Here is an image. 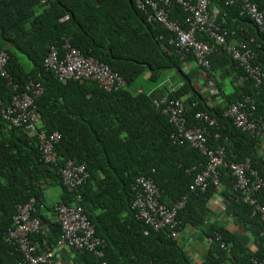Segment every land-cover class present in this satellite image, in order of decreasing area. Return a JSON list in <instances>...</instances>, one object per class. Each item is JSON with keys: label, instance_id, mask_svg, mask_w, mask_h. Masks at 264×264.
Returning <instances> with one entry per match:
<instances>
[{"label": "trees", "instance_id": "obj_1", "mask_svg": "<svg viewBox=\"0 0 264 264\" xmlns=\"http://www.w3.org/2000/svg\"><path fill=\"white\" fill-rule=\"evenodd\" d=\"M224 2L211 1L226 18L227 26L235 27L236 18L246 23L248 31L237 28L235 39L247 41L254 37L251 47L257 53L255 63L264 71V34L248 18L240 17L237 5L226 7ZM256 2L264 11L261 2ZM185 16L179 6L172 5L170 18L184 28ZM64 17L68 18L63 20ZM160 36H163L161 40ZM167 37V32L157 23L147 22L133 0H0V49L9 56L4 70L9 72L18 90H23L30 79L44 89L35 98L40 121L34 126L15 125L7 114L14 92L9 79L0 76V264H15L18 243L9 240L8 230L19 214L18 206H24L32 198L36 202L32 217L42 219L46 226L44 232L31 233L28 238L39 245L44 241L55 245L60 226L40 214L46 207L44 192L53 186L60 188V203L81 206L96 234L105 240L107 264H194L177 240L169 236L168 229L156 232L135 218L130 207L138 176L153 180L161 192L160 202L168 207L187 196L185 207L177 217L180 228L190 226L201 230L211 240L200 264H247L252 258L264 260L260 216L253 215L252 207L241 201L228 169H220L218 187L210 184L205 191L190 192L198 167L206 159L189 145L172 143L173 126L162 109H156L153 104L154 99L163 96L182 99L184 116L190 126L198 124L195 113L208 112L219 125L218 130L210 128L213 129L210 145L225 148L224 161L228 164L249 158L251 167L264 179L260 138L240 131L223 117L225 108L245 97L251 98L254 117L264 113V93L216 45V51L208 58L210 70L202 68L206 80L219 86L214 73L226 70L244 81L225 96L224 105L209 106L200 89L193 86L195 70L189 73L182 70V63L195 62L194 57L167 43ZM65 39L85 57L108 65L122 77L123 84L111 92H105L95 81L71 80L61 84L44 69L43 60L50 48L63 59ZM230 39L228 36V42ZM22 57L30 63V69L24 68ZM165 71L180 76L177 88L172 89L166 83L157 85ZM140 80L157 87L139 92ZM35 130L61 134L55 145L57 166L41 160L39 135ZM216 133L220 135L218 139ZM69 159L85 164L89 173L76 191L69 190L59 174V167ZM193 167L196 169L192 170ZM217 192L225 199L226 215L235 225L245 227L246 238L234 235L225 226L207 224L210 216L207 204ZM261 196L263 202L264 193ZM217 235L226 249L220 247ZM250 242L258 244L257 250H250ZM77 260L81 264H95L90 255Z\"/></svg>", "mask_w": 264, "mask_h": 264}, {"label": "built area", "instance_id": "obj_2", "mask_svg": "<svg viewBox=\"0 0 264 264\" xmlns=\"http://www.w3.org/2000/svg\"><path fill=\"white\" fill-rule=\"evenodd\" d=\"M212 0H133L135 7L146 16L149 23H157L167 32L166 42L175 45L184 52H190L200 68L210 70L208 58L216 51V45L235 61L239 68L245 71L253 82V86L264 93V71L255 63L257 53L251 47L254 39H235L228 42L227 37H235L236 31L226 24V18L220 14L219 8L213 7ZM173 4L179 6L185 12V28L177 20L170 18V9ZM237 5L239 15L252 21L259 33L264 34V12L259 8L256 0H225L224 6ZM211 8V9H210ZM68 17H64L63 20ZM200 34L203 37H197ZM205 35V38H204ZM163 36H160L161 40ZM202 39V40H200ZM213 41V43H211ZM215 44V45H214ZM66 53L63 59H59L56 51L51 49L44 59V68L55 76L62 84L68 81H95L100 88L111 91L120 87L124 80L106 64L93 57H85L78 49L72 47L65 39ZM9 56L6 51L0 49V75L9 79L14 92L12 103L7 108L8 118L12 124L28 123L34 126L40 121L35 104V98L39 97L44 89L39 82L29 80L23 90L12 81V78L4 70ZM30 91V93H28ZM156 109H162V113L168 116L173 126L171 141L175 145H189L199 151L206 159L198 167L190 192L205 191L210 184L219 186V172L226 168L234 178V190L239 192L241 201L252 207L253 215L259 214L262 222V234L264 235V179L251 167L249 158L241 162L226 163L225 148L221 145H210L212 130L219 129L218 122L208 112L195 113L196 125H188L184 116V103L182 99H170L163 96L154 99ZM254 107L250 97H245L236 103L230 104L223 111V117L229 119L233 126L252 137L260 138V146L263 144L262 133L264 131V113L254 117ZM16 113L18 116H13ZM38 132L39 150L41 160L48 165L57 166L58 155L55 145L61 138L58 131L50 134ZM215 138L220 137L216 133ZM193 167L192 170H195ZM189 171V170H188ZM59 174L63 184L72 191L81 187L89 177L85 164L67 160L59 167ZM135 198L131 203V210L135 218L143 222L153 231L168 229L169 236L177 238L180 231L178 214L185 207L187 196H183L172 207L160 202L161 192L151 178L138 176L133 184ZM80 199V197H77ZM79 202V201H78ZM35 199H31L24 206H18L19 214L14 217L13 227L8 230L9 240L18 243V252L15 264H57L55 258L59 256L57 248L65 247L75 255L82 257L90 255L95 264H107L105 260L106 242L96 234L94 225L89 221L81 206L72 204H59L53 208V221L60 226V234L54 246L47 242L41 245L29 239L31 233L44 232V224L39 218H33L32 212ZM224 210V207H222ZM147 234V232H145ZM220 241V247L226 249ZM39 247V248H38ZM256 258L250 259L247 264H263Z\"/></svg>", "mask_w": 264, "mask_h": 264}, {"label": "crops", "instance_id": "obj_3", "mask_svg": "<svg viewBox=\"0 0 264 264\" xmlns=\"http://www.w3.org/2000/svg\"><path fill=\"white\" fill-rule=\"evenodd\" d=\"M261 2L262 6L264 7V0H259ZM235 22H238V24H235V27H231L229 24V28L236 30L239 28L240 30H243L246 27V23L243 20H239L238 18L233 19ZM234 24V23H233ZM248 31V30H247ZM254 39V37H251ZM249 38V39H251ZM235 37H232V39L229 40V42H234ZM182 70L185 73H189L190 71H194L195 76L193 79V86L196 89H200L199 93L206 99V102L209 106H216V105H224L225 103V96L230 95L234 92L236 87H239L243 84V78L236 77L235 73L229 74L226 70H219L215 72L214 81H217L219 83V86L212 83L211 81L206 80L205 71L200 68L194 61H190L189 63H182ZM181 71V70H180ZM232 72V71H231ZM179 75L174 73L173 71H165L163 74V77L160 80V86L162 84H168L172 89L177 88L178 85L176 83L179 82ZM156 84H152V86L147 85L149 88V91L155 89L157 87ZM176 85V86H175ZM143 88L139 89V92H143ZM105 92H111L106 91ZM122 137V136H121ZM262 142L261 148H260V155L262 158H264V131L262 133ZM45 193V192H44ZM61 198V191L57 195V201L51 206V207H44L40 214L46 218V220L53 221V208L55 205L62 204L60 203ZM46 199V196L44 195V200ZM225 199L224 197H221L220 193L217 192L211 200L208 201L207 208L210 212V216L208 218L207 224H214L217 226H225L228 228L229 232L233 233L234 235H237L240 237L246 238L244 235L246 234L248 236V232L246 231L245 227L242 224H239L238 226L234 224L232 219H230V216H227L225 211L222 209V207H225L224 205ZM65 204V203H64ZM41 221L44 224V221L41 219ZM44 226H46L44 224ZM178 244L182 247V249L186 252L190 258H192V261L194 264H200L201 261L204 259L206 252L209 250V247L211 245V240L208 237V235H205L203 231L191 228L190 226H186L180 229L179 234L176 238ZM250 250L255 251L257 250L258 244L250 242ZM59 250L60 254L58 257L55 258V262L57 264H81L78 263L79 261L77 258H80L79 256L75 255L71 250L63 248H57Z\"/></svg>", "mask_w": 264, "mask_h": 264}, {"label": "rangeland", "instance_id": "obj_4", "mask_svg": "<svg viewBox=\"0 0 264 264\" xmlns=\"http://www.w3.org/2000/svg\"><path fill=\"white\" fill-rule=\"evenodd\" d=\"M22 63L25 69H30V63L27 61V59L22 57ZM147 85L152 86L151 83L146 82L144 80H140L138 82V88L148 89ZM60 193V188L58 186H53L48 188L44 195L46 196V199L44 200V203L47 207H51L56 201H57V195Z\"/></svg>", "mask_w": 264, "mask_h": 264}, {"label": "clouds", "instance_id": "obj_5", "mask_svg": "<svg viewBox=\"0 0 264 264\" xmlns=\"http://www.w3.org/2000/svg\"><path fill=\"white\" fill-rule=\"evenodd\" d=\"M42 2H43V1H42ZM258 6H259V5H258ZM263 12H264V11H263ZM240 17H241V16H240ZM251 22H252V21H251ZM252 23H253V22H252ZM253 25H254V23H253ZM254 26H255V25H254ZM255 28H256V27H255ZM257 31H258V30H257ZM51 49H52V48L49 49V51H48V53L46 54V56L50 53ZM46 56H45V57H46ZM45 57H44V59H45ZM43 64H44V60H43ZM107 66H108V65H107ZM43 67H44V65H43ZM108 67H109V66H108ZM30 68H31V67H30ZM44 69H45V68H44ZM45 70H46V69H45ZM46 71H48V70H46ZM7 72H8V71H7ZM115 73H116V72H115ZM52 74H53V73H52ZM0 76H1V75H0ZM119 76H120V75H119ZM120 77H121V76H120ZM121 78H122V77H121ZM30 80H31V79H30ZM32 80H33V79H32ZM61 84H62V83H61ZM69 160H70V159H69Z\"/></svg>", "mask_w": 264, "mask_h": 264}]
</instances>
